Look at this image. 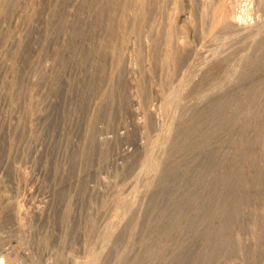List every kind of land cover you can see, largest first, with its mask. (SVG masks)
<instances>
[{
    "label": "rangeland",
    "instance_id": "374dc122",
    "mask_svg": "<svg viewBox=\"0 0 264 264\" xmlns=\"http://www.w3.org/2000/svg\"><path fill=\"white\" fill-rule=\"evenodd\" d=\"M0 259L264 264V0H0Z\"/></svg>",
    "mask_w": 264,
    "mask_h": 264
},
{
    "label": "bare ground",
    "instance_id": "6f19581e",
    "mask_svg": "<svg viewBox=\"0 0 264 264\" xmlns=\"http://www.w3.org/2000/svg\"><path fill=\"white\" fill-rule=\"evenodd\" d=\"M171 172H173V170L171 169V170H169V173H171ZM0 264H1V259H0Z\"/></svg>",
    "mask_w": 264,
    "mask_h": 264
}]
</instances>
